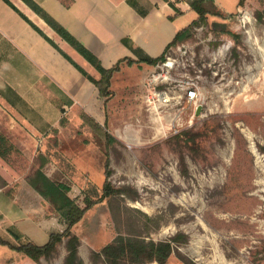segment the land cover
<instances>
[{
	"label": "rangeland",
	"instance_id": "obj_1",
	"mask_svg": "<svg viewBox=\"0 0 264 264\" xmlns=\"http://www.w3.org/2000/svg\"><path fill=\"white\" fill-rule=\"evenodd\" d=\"M238 2L213 0V15L169 49L175 63L167 75L156 66L140 82L143 67L123 66L113 74V99L107 110L94 109L108 119L107 182L120 193L72 228L82 264H104L95 254L118 236L175 238L166 264H264V0ZM194 18L187 12L176 22L184 27ZM154 73L166 80L150 84ZM187 88L197 93L198 115L197 106L186 103ZM160 91L171 99L147 105L146 96ZM77 114L65 118L74 123H60L45 140L26 144L31 151L25 153L0 132L14 149L0 160L3 175L24 185L18 201L40 218L52 206L41 197L34 202L27 178L42 156L93 198L100 193L105 156ZM0 238L17 243L11 235ZM65 241L37 263L0 246V264H64Z\"/></svg>",
	"mask_w": 264,
	"mask_h": 264
},
{
	"label": "crops",
	"instance_id": "obj_2",
	"mask_svg": "<svg viewBox=\"0 0 264 264\" xmlns=\"http://www.w3.org/2000/svg\"><path fill=\"white\" fill-rule=\"evenodd\" d=\"M8 1L60 52L89 76L98 78L96 71L22 0ZM31 1L92 53L104 69L118 61L123 62L115 73L123 66L143 67L139 82L150 72V62L164 54L175 34L193 21L184 27L176 22L177 16L193 12L188 0ZM212 7L210 0L206 8ZM57 49L0 0V132L22 153L31 151L26 144L45 140L60 123H74L65 119L73 110L78 113L76 122L82 113L95 114V120L105 118L94 109L99 101L93 85ZM1 163L0 237L11 235L16 241L28 239L37 246L44 245L48 237L35 221L39 213L19 203L16 192L24 185L14 186L7 180ZM29 191L34 202L40 198Z\"/></svg>",
	"mask_w": 264,
	"mask_h": 264
},
{
	"label": "trees",
	"instance_id": "obj_3",
	"mask_svg": "<svg viewBox=\"0 0 264 264\" xmlns=\"http://www.w3.org/2000/svg\"><path fill=\"white\" fill-rule=\"evenodd\" d=\"M2 1L18 13V15L50 45L57 49L56 46L47 39L38 28L21 15L8 0ZM22 1L60 39L66 42L74 52L82 57L96 71L98 78L94 79L76 65L66 54L57 49L60 54L93 85L100 109L104 111L106 103L113 97L110 90V80L113 73L119 70V65L123 61H118L111 68L104 69L92 53L78 43L38 5L31 0ZM209 1L210 0H188L190 9L196 15L195 20L175 34L171 43L166 47V52L159 58L152 60L150 62L151 66H155L157 63L162 62L165 54L170 48L187 42L192 37V27L194 25L203 21L207 15H213V11L206 8V3ZM242 4L243 0H239L238 7L242 6ZM80 120L82 124L90 130L93 140L95 139V141H97L95 142L96 146L101 149V152L105 156L102 163V185L100 193L98 197L93 198L85 189L74 183L64 174L51 159L44 156L40 158L38 168L27 178V183L41 198L48 201L52 206V213H50V215L39 217L38 219L36 217L35 219L37 225L47 234V242L42 246H37L28 239H21L15 244L8 239L0 238V246L23 255L33 263H37L41 258H51L56 253L57 246L65 239L66 256L64 258V264H82L77 254L80 241L78 236L72 233V228L82 221L85 214L91 210L93 206L99 204L103 199L113 194L120 193V190L112 189L107 182L109 176L107 147L113 142V138L106 132V118L103 119L105 123L100 124L93 116L82 113L80 115ZM13 150V147L8 143L6 138L0 135V160L5 161ZM174 241L175 238L153 242L138 238L124 239L118 236L110 243L103 245L99 252L95 254V257L102 260L104 264H166L172 252L171 244Z\"/></svg>",
	"mask_w": 264,
	"mask_h": 264
},
{
	"label": "built area",
	"instance_id": "obj_4",
	"mask_svg": "<svg viewBox=\"0 0 264 264\" xmlns=\"http://www.w3.org/2000/svg\"><path fill=\"white\" fill-rule=\"evenodd\" d=\"M167 53L164 56V59L166 62H164L162 66H158V63L155 65L156 68L158 69L165 68V71H166L165 75L168 74L169 70L173 68L174 63H175V60H171V58L167 56ZM165 78L166 76H163L160 73H154L150 75L149 83L154 84L158 80H166ZM185 92H186L185 94L186 103L189 105H194V107L196 106L199 107L196 104L198 101L196 91L192 88H187ZM168 93H169L168 91L153 92L151 96L150 95L146 96L145 102L147 103V105L154 104L155 106H157L158 104L159 106H163V104L167 103L171 99Z\"/></svg>",
	"mask_w": 264,
	"mask_h": 264
},
{
	"label": "water",
	"instance_id": "obj_5",
	"mask_svg": "<svg viewBox=\"0 0 264 264\" xmlns=\"http://www.w3.org/2000/svg\"><path fill=\"white\" fill-rule=\"evenodd\" d=\"M198 113H199V107H197L196 109V115H198Z\"/></svg>",
	"mask_w": 264,
	"mask_h": 264
}]
</instances>
